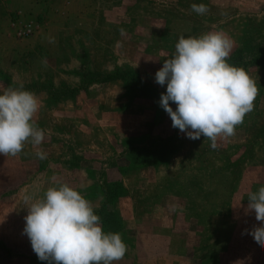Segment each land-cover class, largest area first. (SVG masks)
<instances>
[{"label": "rangeland", "instance_id": "obj_1", "mask_svg": "<svg viewBox=\"0 0 264 264\" xmlns=\"http://www.w3.org/2000/svg\"><path fill=\"white\" fill-rule=\"evenodd\" d=\"M193 3L210 11L198 15ZM5 14L13 31L0 34V72L12 81H0V94L20 83L34 92L45 139L15 157L0 154V264H48L23 231L24 196L39 199L53 177L93 209L103 206L106 183L116 189L110 207L127 252L113 264H264V247L248 234L260 225L245 213L248 193L264 185V62L248 72L258 87L253 110L216 149L173 128L159 101L135 96L128 83H85L88 70L127 68L166 92L155 73L180 35L222 31L234 43L230 59L248 35L264 40V0H0ZM69 88L76 92L65 95ZM173 135L178 146L166 160H130L136 147Z\"/></svg>", "mask_w": 264, "mask_h": 264}, {"label": "clouds", "instance_id": "obj_2", "mask_svg": "<svg viewBox=\"0 0 264 264\" xmlns=\"http://www.w3.org/2000/svg\"><path fill=\"white\" fill-rule=\"evenodd\" d=\"M198 15L210 9L191 4ZM56 43L55 37H45ZM234 43L222 31H209L185 38L180 35L171 58L155 73V82L166 85L159 104L170 116L172 127L191 140L203 136L216 149L218 138L235 135V129L254 108L258 95L256 81L243 69L230 65ZM47 66V58L42 59ZM176 104V109L169 102ZM41 108L39 97L26 90L23 83L9 86L0 94V154L15 157L26 143L38 147L45 139L44 130L35 119ZM40 160L47 153H35ZM43 195L33 201L25 195L28 214L24 233L41 261L48 264H113L122 260L127 245L120 233H105L89 200L68 183L52 178ZM245 213L254 212L259 227L249 235L264 247V185L248 193Z\"/></svg>", "mask_w": 264, "mask_h": 264}, {"label": "trees", "instance_id": "obj_3", "mask_svg": "<svg viewBox=\"0 0 264 264\" xmlns=\"http://www.w3.org/2000/svg\"><path fill=\"white\" fill-rule=\"evenodd\" d=\"M246 39H247L246 41H248L247 42L248 47L247 46L241 47L240 49L235 51V53L232 54L233 56L230 59L228 58L227 62L230 65L236 66L238 68H243L248 73L252 67L254 66L257 67L259 66L260 63L264 62V40H261L259 44H255L254 42L255 39L253 36L251 37L250 35H248ZM87 73L88 76L86 78L85 83H87L90 80H99L100 83H107L109 81L116 80L124 84L128 83V85L127 84L126 85L131 89L133 94L137 97L145 96L152 100L159 101V99H157V94H158V98L160 97L159 90L157 91L156 89H154L149 82L145 81L144 79L142 80L136 74L135 71L133 72L130 69L127 68L117 69L116 71L113 72L88 70ZM100 73L103 75L102 79H98L97 77L99 76ZM9 80H11L10 76L6 72H0V81H9ZM88 85L89 84H87L84 87L85 90H87ZM63 92L65 95H72L71 93L76 92V88L74 89L69 88ZM155 95L156 97H154ZM57 96H62V94ZM177 146H178L177 139L173 135L168 138H163L161 140H158L157 142L152 143L151 145H146L144 147H138V148L136 147L135 153L131 155L132 157H130V160L132 162L133 161L144 162L153 159L164 161L173 154ZM117 185L122 186L120 183H117ZM105 194H106V199L103 206L101 207L102 210H100L101 208L100 209L95 208L94 211L97 215L98 214L103 215V217L102 216L100 217H101V225L105 233L108 232L119 233V227L121 225V223L119 222L120 221L119 215L118 214L116 215L115 211L111 210L110 207L111 202L117 195V191L116 189H113L111 185L106 183ZM105 219L107 221H105Z\"/></svg>", "mask_w": 264, "mask_h": 264}, {"label": "crops", "instance_id": "obj_4", "mask_svg": "<svg viewBox=\"0 0 264 264\" xmlns=\"http://www.w3.org/2000/svg\"><path fill=\"white\" fill-rule=\"evenodd\" d=\"M14 6L15 5H13V3H12V10L16 11V9H15L16 7H14ZM10 7H11V5H10ZM10 7H8V9H7L8 11H11ZM7 16H8V14L0 16V23L3 22L2 28H0V34L1 35L11 34V30L13 31V29H12L13 22H11V19H8Z\"/></svg>", "mask_w": 264, "mask_h": 264}, {"label": "built area", "instance_id": "obj_5", "mask_svg": "<svg viewBox=\"0 0 264 264\" xmlns=\"http://www.w3.org/2000/svg\"><path fill=\"white\" fill-rule=\"evenodd\" d=\"M31 31H32V30H31V27L28 26V27H26V28H22L21 30H19V31H18V35H19V36H24V35L26 36V35H28L29 33H31Z\"/></svg>", "mask_w": 264, "mask_h": 264}]
</instances>
